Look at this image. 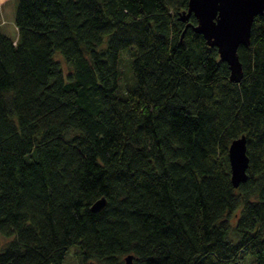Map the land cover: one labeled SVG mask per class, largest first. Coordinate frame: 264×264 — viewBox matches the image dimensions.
<instances>
[{"label": "trees", "instance_id": "trees-1", "mask_svg": "<svg viewBox=\"0 0 264 264\" xmlns=\"http://www.w3.org/2000/svg\"><path fill=\"white\" fill-rule=\"evenodd\" d=\"M187 2L18 0L17 39L0 30V264H264V12L232 82L178 19Z\"/></svg>", "mask_w": 264, "mask_h": 264}, {"label": "water", "instance_id": "water-1", "mask_svg": "<svg viewBox=\"0 0 264 264\" xmlns=\"http://www.w3.org/2000/svg\"><path fill=\"white\" fill-rule=\"evenodd\" d=\"M264 12V0H188L187 10L179 14L181 22L193 15L197 21L192 30L201 35L206 44L215 47L221 61L227 63L230 80L238 82L242 76L237 50L240 45L248 46L253 19ZM189 25L185 26V29ZM231 183L237 188L246 180L248 157L245 138L231 142L228 148ZM106 200L97 201L91 210L99 212ZM132 256L126 258L131 264Z\"/></svg>", "mask_w": 264, "mask_h": 264}, {"label": "rangeland", "instance_id": "rangeland-1", "mask_svg": "<svg viewBox=\"0 0 264 264\" xmlns=\"http://www.w3.org/2000/svg\"><path fill=\"white\" fill-rule=\"evenodd\" d=\"M18 0H0V30L6 33L13 39H17V28L14 23L16 7ZM131 48H127L121 52L123 54L120 64V82L123 90L133 83V76L130 67V52ZM128 51V52H127ZM57 59L60 57L57 55ZM62 65L67 70L66 64L62 61ZM7 242L6 239L3 240ZM251 259V257H248ZM79 257L77 256L76 249L71 250L65 264H79Z\"/></svg>", "mask_w": 264, "mask_h": 264}]
</instances>
